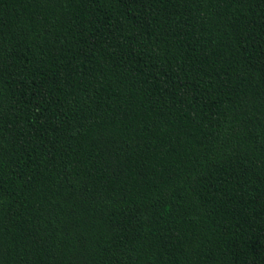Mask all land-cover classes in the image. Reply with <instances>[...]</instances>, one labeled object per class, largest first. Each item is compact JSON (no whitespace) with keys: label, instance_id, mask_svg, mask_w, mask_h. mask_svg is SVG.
<instances>
[{"label":"trees","instance_id":"1","mask_svg":"<svg viewBox=\"0 0 264 264\" xmlns=\"http://www.w3.org/2000/svg\"><path fill=\"white\" fill-rule=\"evenodd\" d=\"M0 264H264V0H0Z\"/></svg>","mask_w":264,"mask_h":264}]
</instances>
